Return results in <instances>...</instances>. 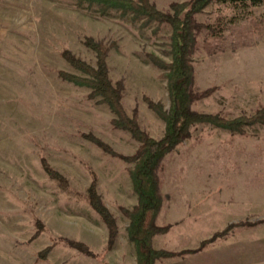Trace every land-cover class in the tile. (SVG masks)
<instances>
[{"label": "rangeland", "instance_id": "obj_1", "mask_svg": "<svg viewBox=\"0 0 264 264\" xmlns=\"http://www.w3.org/2000/svg\"><path fill=\"white\" fill-rule=\"evenodd\" d=\"M150 1L170 12L187 0ZM195 20L192 108L253 117L264 107V0H213ZM172 34L169 23L80 0H0V264H131L135 254L137 261L123 211L138 203L129 172L135 163L122 156L140 142L114 125L102 97L60 72L83 75L65 50L96 66L87 40L103 45L127 114L161 138L165 121L149 100L168 110L170 97L165 70L151 58L172 61ZM243 130L194 124L161 160L155 223L165 231L154 247L179 252L207 241L161 264H264V124ZM94 182L118 226L111 246L89 200Z\"/></svg>", "mask_w": 264, "mask_h": 264}, {"label": "trees", "instance_id": "obj_2", "mask_svg": "<svg viewBox=\"0 0 264 264\" xmlns=\"http://www.w3.org/2000/svg\"><path fill=\"white\" fill-rule=\"evenodd\" d=\"M90 4H100L104 10L118 9L123 14L133 13L134 18L145 16L148 21L155 20L159 23H169L173 28L171 37L172 61L169 63L152 56V62L165 70L170 107L165 110L160 103L149 100L151 108L165 121V132L161 138H154L145 132L137 122L136 117L127 114L122 104L121 87L114 86L107 65V48L88 38L87 44L97 52V65L92 66L77 58L69 50L63 53L64 58L77 68L83 75H75L61 71L63 78L81 86L92 89V97H102L116 118L113 123L116 127L126 129L132 133L140 146L135 154L122 156L128 162H134V167L129 170L133 186L138 194V203L133 209L123 211L129 218L128 234L134 243L137 252V264H156L164 257L195 253L207 244L202 242L196 249H185L179 252L165 249H156L153 245L155 234L165 231L155 223L162 206V196L159 190L157 169L163 157L171 152L178 144L190 136V129L197 123H210L230 131L244 132V124H264V107L253 117H239L226 119L218 114L195 111L192 103L195 94L192 91L194 82V65L191 59V48L194 42L193 31L199 27L195 14L203 11L213 0H187L181 3H172L171 11L159 10L150 0H80ZM259 0H255L257 4ZM105 151L116 154L112 148L96 137L90 136ZM45 168L51 175L57 173L43 160ZM89 200L94 209L101 215L109 229V246L118 234L116 219L109 208L103 203L96 191L95 182L89 190ZM78 246V243H74ZM81 245V244H80ZM79 245V246H80Z\"/></svg>", "mask_w": 264, "mask_h": 264}, {"label": "crops", "instance_id": "obj_3", "mask_svg": "<svg viewBox=\"0 0 264 264\" xmlns=\"http://www.w3.org/2000/svg\"><path fill=\"white\" fill-rule=\"evenodd\" d=\"M136 252V251H135ZM201 252H199V253H197L196 255H192V254H190V255H187V256H190V258L191 257H194V256H201ZM131 264H137V261H136V254H135V257H132V259H131ZM156 264H161V262H160V260H157L156 261Z\"/></svg>", "mask_w": 264, "mask_h": 264}]
</instances>
